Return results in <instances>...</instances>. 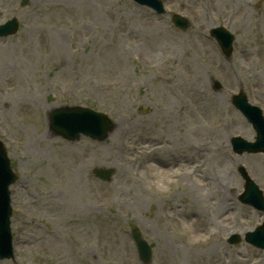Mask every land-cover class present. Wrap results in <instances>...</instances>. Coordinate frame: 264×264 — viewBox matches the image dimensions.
I'll return each mask as SVG.
<instances>
[{
  "label": "rangeland",
  "instance_id": "obj_1",
  "mask_svg": "<svg viewBox=\"0 0 264 264\" xmlns=\"http://www.w3.org/2000/svg\"><path fill=\"white\" fill-rule=\"evenodd\" d=\"M160 1L161 11L139 0H0V25L18 23L0 35V139L18 175L15 257L0 264H264V248L244 239L264 213L240 201L238 170L245 165L264 193V152L232 147L236 136H256L234 95L264 112V0H230L224 10ZM178 14L190 23L175 22ZM221 27L233 38L228 55L213 34ZM201 74L211 99L191 82ZM64 106L104 112L113 127L104 140L64 138L51 124ZM107 168L109 180L95 175ZM224 192L230 207L217 212ZM173 203L172 218L164 209ZM84 224L88 237L76 231ZM137 227L150 262L139 256ZM232 234L241 241L229 243Z\"/></svg>",
  "mask_w": 264,
  "mask_h": 264
},
{
  "label": "water",
  "instance_id": "obj_2",
  "mask_svg": "<svg viewBox=\"0 0 264 264\" xmlns=\"http://www.w3.org/2000/svg\"><path fill=\"white\" fill-rule=\"evenodd\" d=\"M142 3H147L161 11L162 6L159 0H139ZM25 3V2H23ZM178 17H175V22H179ZM181 23V22H180ZM186 25V23H185ZM18 27L17 20H11L5 25L0 26V35L14 32ZM213 34L217 36L219 41L224 45V50L230 52L232 37L227 36V40L222 37L226 36V31L222 28L213 30ZM228 35V34H227ZM234 103L243 112L250 114L254 118V127L257 130L258 136L255 142H249L243 138L235 137L233 139L234 149L237 152L248 150L249 152L264 151V118L261 111L248 103L244 95H238L234 98ZM52 127L61 135L69 139H77L81 134H85L97 139H105L108 132L112 129L113 123L107 116L101 112L94 111L90 108L83 107H60L56 108L51 113ZM241 172L246 179V191L241 199L244 202L255 205L257 208L264 211V197L258 186L250 179L245 169L242 167ZM95 173L106 180L111 178L113 170L97 169ZM16 180V175L13 172L7 152L0 141V258L12 257V236L10 228V217L12 213L10 190L9 186ZM141 256L148 261L150 258V247L141 239L139 232H134ZM238 235H233L231 241H238ZM248 241L253 242L258 246L264 247V223L258 229L247 234Z\"/></svg>",
  "mask_w": 264,
  "mask_h": 264
},
{
  "label": "bare ground",
  "instance_id": "obj_3",
  "mask_svg": "<svg viewBox=\"0 0 264 264\" xmlns=\"http://www.w3.org/2000/svg\"><path fill=\"white\" fill-rule=\"evenodd\" d=\"M205 2V1H204ZM232 2H233V6L235 5V6H238L239 8L242 6L243 8H245V6L244 5H241L240 3H238L237 1H234V0H232ZM204 6L205 7H209L211 10H215L217 7H219V9H221V10H224V9H227L228 7H230L231 6V4H230V0H207L205 3H204ZM232 6V7H233ZM238 8V9H239ZM228 34V35H227ZM227 36H231L228 32H226V36L225 37H222L224 40H227ZM191 82L192 83H197V86H198V89H196L200 94L202 93V95H206L208 98H212V93L210 92V89H209V81H208V79L206 78V77H204L202 74L201 75H199V76H195V75H193V77H192V79H191ZM209 100V99H208ZM215 100H216V104L215 105H217V106H220L221 105V101H217V99L215 98ZM213 110V109H212ZM243 111V110H242ZM244 116H245V118L248 120V122L250 123V124H253L254 123V118L255 117H252L250 114H247V113H244ZM201 120L202 119H200L199 121H198V123H201ZM213 145L215 146V149L213 150ZM213 145L212 144H209V148H208V150H211L210 152H212L213 153V155L215 154V153H217L218 151H219V143L218 142H213ZM213 150V151H212ZM222 153H223V155H224V157L226 156V153H225V151L223 152V151H221ZM220 153V152H219ZM101 154V156L104 154V152H101L100 153ZM97 156V158H99V159H101V156L100 155H96ZM224 160V159H223ZM162 163H163V166H165L166 165V162L164 161H161ZM211 170H212V168H210ZM76 172L78 173V170H76ZM73 173V172H72ZM71 173V174H72ZM225 177H223L222 179H224ZM71 182H74V180L72 181V180H70ZM201 181H203V179L201 180ZM225 183H227L225 180H223V183L221 184V186L223 185V187H225ZM191 190V193H192V189H190ZM245 191H246V189H245ZM245 191H243L242 193L244 194V192ZM228 193H226L225 194V192L223 193V197H222V199H215L214 201H213V203L214 204H217V212H219V211H225L227 208H229L230 207V202L228 201ZM175 203V202H174ZM174 203H173V205L171 204L170 206H169V208L167 207V209H164V211H166L168 214H170V215H172V218L175 216V213H177V211L179 212V208L177 207V206H175L174 205ZM59 205H61V206H57V207H59V208H62V206L63 205H65V203L64 204H59ZM224 214H222V217H217L216 215H215V217L214 216H212V217H210L209 219H207L206 221H208V225H207V228H209V227H211L209 224H210V222H214V224H217L218 226H220V221H223V219H224V216H223ZM83 219L82 218H77V219H75V221L76 222H78V221H82ZM106 223H105V225L108 227V226H112L113 224H114V219L113 218H109V219H105L104 220ZM149 222L148 221H146V222H144V224L145 225H147L148 226V228L150 227V229L151 230H153L152 228L153 227H151V225H149L148 224ZM83 227H85V224L82 226V229H81V227L80 226H77V229H76V231H77V233L78 234H85L86 235V237H88V235H89V231H90V227H87V228H83ZM201 227H200V225L199 226H197L196 227V232L197 231H201L202 229H200ZM34 229L36 230V228H35V226H34ZM107 233H108V230H107V228L105 229V231H104V234H103V236L104 235H107ZM41 235H45L43 232H41ZM46 236V235H45ZM161 238H167V236L165 235V234H162V235H159ZM25 238H29V237H25ZM162 243H164V245H165V240L162 242ZM161 249L163 250V246L161 245ZM166 255V254H165ZM163 259H168V258H166V257H164L163 256Z\"/></svg>",
  "mask_w": 264,
  "mask_h": 264
}]
</instances>
